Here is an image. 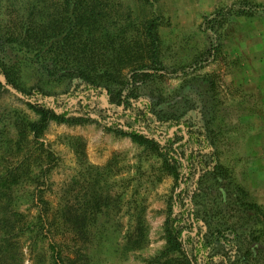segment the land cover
<instances>
[{
	"label": "rangeland",
	"instance_id": "obj_1",
	"mask_svg": "<svg viewBox=\"0 0 264 264\" xmlns=\"http://www.w3.org/2000/svg\"><path fill=\"white\" fill-rule=\"evenodd\" d=\"M8 3L0 0V15L8 14ZM106 3V13L123 25L156 23L163 76L154 75L137 88L140 102L166 117L153 139L161 145L178 128L182 136L192 125L202 129L211 146L206 153L216 154L217 163L229 170L232 181L247 191L264 215V61L259 60L264 51V0ZM232 7L233 13L246 9L252 16L217 17V24L206 32V21L212 23L216 12ZM57 53L56 62L66 63L67 56V62L77 63L74 52ZM195 61L199 62L194 65ZM145 62L149 60L141 57L134 64ZM37 64L19 65L21 88L39 87L49 95L69 91L68 85L46 79L48 63ZM93 108L95 119L101 105ZM173 117L179 118L177 126L170 125ZM34 120L26 102L0 76V236L1 224L19 217L15 231L21 253L20 261L0 254V264H185L165 251V219L178 208L172 204L179 189L158 153L148 144L105 130L106 118L81 125L51 122L37 141L21 134V125ZM180 146L173 144L178 155L188 152ZM18 167L22 170L16 178L5 183L3 179L9 180ZM197 175L187 180L188 191L195 188ZM208 184L207 180L203 193ZM196 196L189 197L185 209L197 212L200 221L192 219L182 235L197 236L191 246L184 245L189 263L200 264L209 254L202 245L212 240L214 227L237 225L236 230L248 236L231 243L235 251H249L248 264H264V217L254 220L235 211L227 216L233 200L227 205L216 186L210 194ZM208 208L216 211L214 221L203 214ZM2 247L0 241V251Z\"/></svg>",
	"mask_w": 264,
	"mask_h": 264
},
{
	"label": "trees",
	"instance_id": "obj_2",
	"mask_svg": "<svg viewBox=\"0 0 264 264\" xmlns=\"http://www.w3.org/2000/svg\"><path fill=\"white\" fill-rule=\"evenodd\" d=\"M9 1L8 14L0 15V76L14 94L22 97L35 115L36 120L32 123L24 122L21 125L23 137L32 135L33 140L37 141L51 122L81 125L91 120L101 123L106 118L105 130L148 144L163 159L179 189L172 204V207L176 205L178 208L173 212L171 209L165 219V251L178 255L180 263L191 264L188 260L189 251L185 250L184 245L191 246V240L193 243L197 239V236L191 235L184 239L183 230L191 228L192 219L200 221L197 212L185 209L189 197L199 194L206 196L216 186L227 205L233 200V207L228 209L227 216L235 211L243 216L249 215L254 220L264 217L259 205L252 201L247 191L232 181L229 170L217 163L216 154L206 153L211 146L202 129L192 125L186 130V136H182L179 134L182 129L178 128L161 145L153 139L157 125L166 124V117L152 111L151 105L141 103L137 88L154 78V75L155 78L163 76L155 21L146 22L143 26L135 22L123 25L115 16L106 13L107 0H93V3L89 0H59L58 3L56 0ZM248 10L253 9L249 7ZM232 11L233 7L216 12L212 23L206 21V32L212 30L213 23L217 24V17L252 16L246 13V9H238L235 13ZM141 29L144 31L140 32ZM129 31L133 39L128 38L131 36H127ZM137 35L145 37L140 41L134 39ZM212 47L207 50L210 51ZM67 50L74 52L75 57H72L76 64L67 62V56L64 57L66 63L55 61L60 57L57 52ZM141 57H146L149 62L134 64L135 59ZM23 62L36 65L48 63L46 79L52 83L68 85L69 91L49 95L39 87L27 90L21 88L18 83V67ZM198 62L195 61L194 65ZM126 70L129 75L124 74ZM212 89L213 83L210 82L207 90L211 92ZM91 103L93 107L100 108L101 105V110H98L100 114L95 119H92L94 108ZM168 120L172 126L179 124V118ZM174 142L181 143L180 149L188 148V152L178 155L173 147ZM20 170V167L16 168L15 174L3 181L10 184L12 176L15 179ZM197 173L194 181L196 186L188 191L187 180ZM207 180L209 188L203 193L201 189L206 187ZM180 186H183L181 190ZM215 213L214 208H208V212L203 214L208 221H214ZM17 218L7 219L1 224L0 241L3 247L0 254L9 253L12 260L20 261L21 253L15 231L19 225ZM256 222L261 224V221ZM236 228L237 225L222 229L214 227L212 240L202 245L203 251H209V254L200 264H248V257H251L249 251L245 250L241 254L231 245L239 239L243 240L241 235H244V239L248 236ZM198 243L199 240L196 245ZM232 252L234 255L230 254ZM231 256L234 259L231 260Z\"/></svg>",
	"mask_w": 264,
	"mask_h": 264
},
{
	"label": "crops",
	"instance_id": "obj_3",
	"mask_svg": "<svg viewBox=\"0 0 264 264\" xmlns=\"http://www.w3.org/2000/svg\"><path fill=\"white\" fill-rule=\"evenodd\" d=\"M261 20H262V22H264V19H261ZM256 30H257V27H256ZM257 35H258V37H260V35H262V32L261 33H258L257 32ZM262 38H264V37L262 36ZM261 48H262V50H264V41L261 44ZM259 60H260V63H262L264 61V51L263 52H260V58H259Z\"/></svg>",
	"mask_w": 264,
	"mask_h": 264
}]
</instances>
